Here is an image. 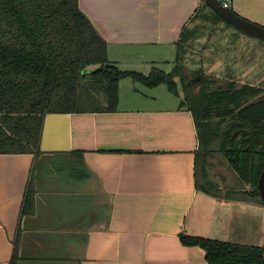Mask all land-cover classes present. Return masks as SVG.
<instances>
[{"label":"crops","instance_id":"0c3cea01","mask_svg":"<svg viewBox=\"0 0 264 264\" xmlns=\"http://www.w3.org/2000/svg\"><path fill=\"white\" fill-rule=\"evenodd\" d=\"M228 1L264 25V0ZM78 2L110 60L148 74L157 65L141 63L176 55L202 0ZM121 81L117 110L47 113L38 154L0 153V264L15 248L16 264H208L181 233L264 238L263 203L196 189L198 137L181 92L123 93Z\"/></svg>","mask_w":264,"mask_h":264},{"label":"trees","instance_id":"16d2710c","mask_svg":"<svg viewBox=\"0 0 264 264\" xmlns=\"http://www.w3.org/2000/svg\"><path fill=\"white\" fill-rule=\"evenodd\" d=\"M203 6L232 25L205 1ZM188 31L182 28L171 71L153 66L144 74L110 60L106 39L78 0H0V153L38 154L47 113L117 110L123 78L148 87L165 84L175 95L180 85V107L192 112L198 137L196 189L264 204L258 190L264 170V77L242 82L189 69L182 63ZM31 198L28 190L26 205ZM180 240L204 249L208 264H264V245L187 233ZM16 262L15 248L9 264Z\"/></svg>","mask_w":264,"mask_h":264},{"label":"rangeland","instance_id":"374dc122","mask_svg":"<svg viewBox=\"0 0 264 264\" xmlns=\"http://www.w3.org/2000/svg\"><path fill=\"white\" fill-rule=\"evenodd\" d=\"M203 3L204 1L201 2L196 14H193L185 25L189 30V37L182 49V63L189 69H203L220 78L231 76L242 82L246 80L254 83L259 82L260 78L264 77V40L241 32L225 21L215 19L210 10L203 6ZM203 13H206L207 16L202 15ZM162 55L164 56L162 60L141 64L145 68L148 64H153L165 71H171L175 55L173 54V57L172 55L166 57V53H162ZM176 80L178 81V79ZM133 87H137L145 93L153 91L151 87H146L131 77L123 78L120 91L133 93L134 91H131ZM160 89H168L171 93L165 84L154 92L159 93ZM179 91L182 98L183 92L180 85ZM237 242L264 245V238L248 237Z\"/></svg>","mask_w":264,"mask_h":264},{"label":"water","instance_id":"95a60500","mask_svg":"<svg viewBox=\"0 0 264 264\" xmlns=\"http://www.w3.org/2000/svg\"><path fill=\"white\" fill-rule=\"evenodd\" d=\"M211 9L218 13L224 20L231 23L236 28L244 31L247 34L258 37L264 40V25L251 21L232 8L224 6L221 0H204ZM258 190L264 198V170L258 180Z\"/></svg>","mask_w":264,"mask_h":264},{"label":"built area","instance_id":"2783aa9c","mask_svg":"<svg viewBox=\"0 0 264 264\" xmlns=\"http://www.w3.org/2000/svg\"><path fill=\"white\" fill-rule=\"evenodd\" d=\"M224 6L231 8L230 2L228 0H221Z\"/></svg>","mask_w":264,"mask_h":264}]
</instances>
